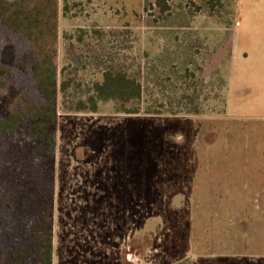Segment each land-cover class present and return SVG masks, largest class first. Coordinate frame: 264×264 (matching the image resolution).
I'll return each instance as SVG.
<instances>
[{
  "label": "rangeland",
  "instance_id": "rangeland-1",
  "mask_svg": "<svg viewBox=\"0 0 264 264\" xmlns=\"http://www.w3.org/2000/svg\"><path fill=\"white\" fill-rule=\"evenodd\" d=\"M219 1L58 0L53 264H264V0ZM0 35L4 115L38 95L31 45ZM105 70L142 97L78 111ZM31 135L0 138L1 199L24 212L47 188Z\"/></svg>",
  "mask_w": 264,
  "mask_h": 264
},
{
  "label": "trees",
  "instance_id": "trees-1",
  "mask_svg": "<svg viewBox=\"0 0 264 264\" xmlns=\"http://www.w3.org/2000/svg\"><path fill=\"white\" fill-rule=\"evenodd\" d=\"M153 1L161 13L165 14L170 10V0ZM214 1L222 6L219 0H208L211 9L215 7ZM45 8L35 0H0V31L31 45L34 61L30 68L38 95V100H31L24 110L12 109L0 115V138L12 139L25 126L30 127L32 135L29 153L38 161L34 172L36 181L47 186L46 189H39L43 194L40 199H44L43 211L31 209L24 212L23 208L16 210L13 205L2 201L1 197L6 198L7 194L4 190L5 183L0 182V264H53V191L57 148L54 95L58 87L54 42L58 33V0L51 1L48 11ZM1 44L0 35V49ZM28 57L31 56L21 54V61L17 62L22 70H26ZM9 74V67L0 63V77ZM68 85V82L63 81L60 84L61 90H65ZM142 91L141 83L127 73L105 70L102 80L93 84V93L85 100H78L75 107L78 111L97 112L101 102L139 100ZM123 112L138 114L140 111L132 108ZM1 171L2 165L0 176ZM16 172L13 176L20 177L19 172ZM33 204L30 201L26 207Z\"/></svg>",
  "mask_w": 264,
  "mask_h": 264
},
{
  "label": "crops",
  "instance_id": "crops-1",
  "mask_svg": "<svg viewBox=\"0 0 264 264\" xmlns=\"http://www.w3.org/2000/svg\"><path fill=\"white\" fill-rule=\"evenodd\" d=\"M136 256H137V254H135ZM128 257H129V255H128Z\"/></svg>",
  "mask_w": 264,
  "mask_h": 264
}]
</instances>
